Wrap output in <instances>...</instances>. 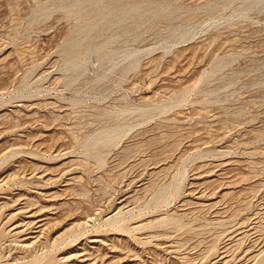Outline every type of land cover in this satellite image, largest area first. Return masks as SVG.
<instances>
[{
	"label": "rangeland",
	"instance_id": "374dc122",
	"mask_svg": "<svg viewBox=\"0 0 264 264\" xmlns=\"http://www.w3.org/2000/svg\"><path fill=\"white\" fill-rule=\"evenodd\" d=\"M0 264H264V0H0Z\"/></svg>",
	"mask_w": 264,
	"mask_h": 264
},
{
	"label": "bare ground",
	"instance_id": "6f19581e",
	"mask_svg": "<svg viewBox=\"0 0 264 264\" xmlns=\"http://www.w3.org/2000/svg\"><path fill=\"white\" fill-rule=\"evenodd\" d=\"M37 238V237H36ZM22 245V244H21ZM20 246V245H19ZM24 247H28V246H24ZM22 248V247H21ZM29 249V248H28Z\"/></svg>",
	"mask_w": 264,
	"mask_h": 264
}]
</instances>
